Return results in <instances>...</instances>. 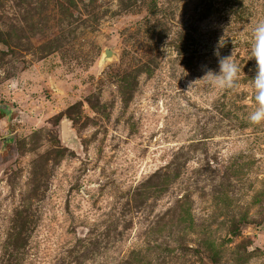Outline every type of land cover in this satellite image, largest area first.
I'll use <instances>...</instances> for the list:
<instances>
[{
	"label": "rangeland",
	"instance_id": "374dc122",
	"mask_svg": "<svg viewBox=\"0 0 264 264\" xmlns=\"http://www.w3.org/2000/svg\"><path fill=\"white\" fill-rule=\"evenodd\" d=\"M260 20L264 0H0V264H264ZM221 39L234 90L200 80Z\"/></svg>",
	"mask_w": 264,
	"mask_h": 264
},
{
	"label": "clouds",
	"instance_id": "9594fccd",
	"mask_svg": "<svg viewBox=\"0 0 264 264\" xmlns=\"http://www.w3.org/2000/svg\"><path fill=\"white\" fill-rule=\"evenodd\" d=\"M252 41L249 59H255V76L251 79V87L254 93L255 109L248 114V121L252 125L264 124V20L255 23L252 29ZM222 39L214 49V55L218 59L219 72L205 67V74L200 79L212 87L220 90H234L239 87L240 73L239 64L233 59V54L223 57L220 49L224 47Z\"/></svg>",
	"mask_w": 264,
	"mask_h": 264
},
{
	"label": "water",
	"instance_id": "95a60500",
	"mask_svg": "<svg viewBox=\"0 0 264 264\" xmlns=\"http://www.w3.org/2000/svg\"><path fill=\"white\" fill-rule=\"evenodd\" d=\"M62 132H63L64 139H70L71 133L68 130V126L66 123H63V125H62Z\"/></svg>",
	"mask_w": 264,
	"mask_h": 264
}]
</instances>
